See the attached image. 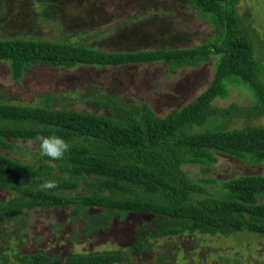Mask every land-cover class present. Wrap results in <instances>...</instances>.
I'll list each match as a JSON object with an SVG mask.
<instances>
[{"label": "trees", "instance_id": "obj_1", "mask_svg": "<svg viewBox=\"0 0 264 264\" xmlns=\"http://www.w3.org/2000/svg\"><path fill=\"white\" fill-rule=\"evenodd\" d=\"M185 1L212 28L206 43L190 48L107 52L81 44L0 38V62H7L14 81L35 65L70 70L164 63L175 73L215 59L205 90L166 118H158L146 106L118 104L111 96L95 92L88 93L92 106L106 110L107 115L50 108L66 102L64 94L59 99L44 95L41 107L0 103V150L16 155V146L8 140L39 145L38 136L53 134L70 144L63 159L56 161L40 153L39 163L0 154V189L13 195L0 200V264H118L128 262L130 253H149L150 243L162 238H227L242 232L264 236V204L260 203L264 176L201 180L216 186L218 196L214 197L183 168L200 165L209 174L218 162L217 154L251 166L264 163V127L225 129L234 118L264 114L262 68L254 57L249 30L236 12L238 0ZM234 87L247 89L255 105L213 106ZM46 180L56 181L58 187L42 190ZM83 188L84 192L75 194ZM50 208H71L70 217L82 223L85 237L109 229L116 218L149 215L152 219L137 227L127 252L68 253L62 259L20 252L26 237L20 231L25 227L22 218L29 211ZM11 224L12 237L17 239L14 253L2 235Z\"/></svg>", "mask_w": 264, "mask_h": 264}, {"label": "rangeland", "instance_id": "obj_2", "mask_svg": "<svg viewBox=\"0 0 264 264\" xmlns=\"http://www.w3.org/2000/svg\"><path fill=\"white\" fill-rule=\"evenodd\" d=\"M235 8L249 30L255 46L254 57L264 79V0H238ZM211 36L212 28L194 14L185 0H0V38L3 39H42L113 52L126 48H190L206 43ZM214 69V58L198 68L184 67L175 73L164 63L70 70L35 65L19 81H14L7 62H0V103L41 107L46 100L44 95L53 94L59 99L64 94L65 104L50 105V108L107 115L106 110L92 106L89 94L95 92L111 96L118 104L146 106L158 118H166L205 90ZM233 104L250 108L255 101L247 89L234 87L226 98L213 102L217 108ZM249 126L264 127V114L234 118L226 123L225 129ZM8 141L16 146V155L3 150L0 154L39 163L37 143ZM216 156L218 162L209 174L202 172L200 165L183 167L189 177L209 190L210 196H218L216 186L201 180L264 176V163L251 166L220 154ZM84 191L83 188L75 194ZM12 196L0 189V200ZM260 203L264 204V197ZM27 214V218H22L25 227L20 231L26 237L20 252L45 253L61 259L68 253L127 252L137 227L152 219L149 215L116 218L109 229L85 237L81 233L82 223L70 217L71 208L36 209ZM10 228L12 224L3 228L2 235L14 253L17 239L12 237ZM149 246V253H130L128 262L118 264H264V236L255 233H234L227 238L202 235L162 238ZM159 257L167 260L160 262Z\"/></svg>", "mask_w": 264, "mask_h": 264}, {"label": "clouds", "instance_id": "obj_3", "mask_svg": "<svg viewBox=\"0 0 264 264\" xmlns=\"http://www.w3.org/2000/svg\"><path fill=\"white\" fill-rule=\"evenodd\" d=\"M39 151L42 156L49 157L51 161L63 159L66 152L70 149V144L58 135L38 136ZM31 143V141L29 142ZM50 166L55 167L54 164ZM58 187L56 181L46 180L41 185L42 190H52Z\"/></svg>", "mask_w": 264, "mask_h": 264}]
</instances>
